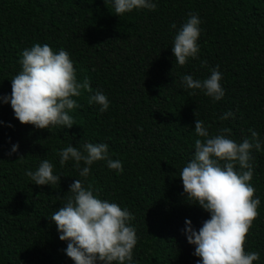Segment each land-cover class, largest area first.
I'll list each match as a JSON object with an SVG mask.
<instances>
[{"label":"trees","instance_id":"obj_1","mask_svg":"<svg viewBox=\"0 0 264 264\" xmlns=\"http://www.w3.org/2000/svg\"><path fill=\"white\" fill-rule=\"evenodd\" d=\"M152 2L155 10L116 15L113 0H0V97L11 94L21 54L36 43L66 50L77 81L87 78L92 88L73 97L80 106L69 110L71 128L22 124L10 102L0 100V264H75L65 252L68 241L59 239L48 217L67 202L76 179L134 215L128 222L137 235L134 264H197L195 245L182 230L186 220L199 230L210 213L186 199L179 178L195 140L204 139L195 133L196 119L210 136L230 128L237 143L250 138L249 129L259 133L261 150L251 151L249 182L260 200L259 215L244 247L259 253L253 264H264V0ZM190 12L201 20L198 58L179 66L172 46ZM217 65L221 100L182 86L183 75L203 81ZM96 91L109 101L103 113L88 103ZM229 111L233 116L221 119ZM85 143L108 144L109 157L121 161L123 172L100 160L85 178L75 161L60 164L61 149L71 144L83 151ZM43 160L60 183L37 185L25 174Z\"/></svg>","mask_w":264,"mask_h":264},{"label":"clouds","instance_id":"obj_2","mask_svg":"<svg viewBox=\"0 0 264 264\" xmlns=\"http://www.w3.org/2000/svg\"><path fill=\"white\" fill-rule=\"evenodd\" d=\"M113 4L116 15L157 7L152 0H113ZM188 17L175 35L172 46L179 66H185L190 57L198 58L201 20L191 12ZM19 63L22 70L10 79L11 94L0 100L10 102L15 118L22 124H31L37 129L58 125L71 128L75 121L68 114L69 110L80 106L73 97L81 96V90L92 93V88L87 78L83 82L77 81L69 53L63 48L57 53L48 44L36 43L23 50ZM201 63L206 65L207 62ZM210 72L203 81L183 75L181 84L185 89L202 90L213 101H219L225 95L220 83L222 74L218 65ZM88 103L100 105L101 113L109 107L108 98L101 91L90 95ZM231 116L233 113L229 111L221 119ZM194 130L204 139L195 140L192 159L182 168L179 178L186 199L210 213V218L199 230L192 226L191 220H186L182 231L188 243L195 245L193 255L200 258L197 264H253L260 258L259 253L246 252L244 245L259 215L260 200L253 198L255 188L249 183L253 177L251 151L261 150L259 133L249 129L250 138L237 143L229 138L230 128L219 129L218 134L210 136L204 122L198 119ZM18 147V144L13 145L9 155ZM81 147L83 151L71 144L61 149L60 164L75 161L74 167L85 178L90 174V166L100 160H106L108 168L123 172L121 161L109 157L108 144L85 143ZM81 162L85 165L82 168ZM25 174L41 186L55 185L61 178L53 174V165L48 160H43L34 172L26 170ZM68 192L71 195L67 202L48 217L57 226L59 239L68 241L66 255L75 264H134L137 235L135 228L128 224L134 215L117 203L97 198L79 179L69 185Z\"/></svg>","mask_w":264,"mask_h":264}]
</instances>
